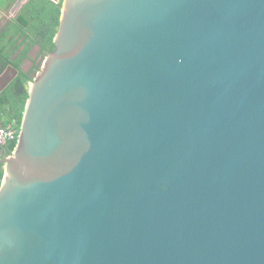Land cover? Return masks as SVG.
Masks as SVG:
<instances>
[{
	"label": "water",
	"instance_id": "water-1",
	"mask_svg": "<svg viewBox=\"0 0 264 264\" xmlns=\"http://www.w3.org/2000/svg\"><path fill=\"white\" fill-rule=\"evenodd\" d=\"M55 46L0 264H264V0H64Z\"/></svg>",
	"mask_w": 264,
	"mask_h": 264
},
{
	"label": "trees",
	"instance_id": "trees-1",
	"mask_svg": "<svg viewBox=\"0 0 264 264\" xmlns=\"http://www.w3.org/2000/svg\"><path fill=\"white\" fill-rule=\"evenodd\" d=\"M63 3L64 0H28L18 15L0 30V74L8 66L18 70V75L0 94V123L4 127L13 124L20 131L29 98V85L33 82L32 75L39 69L38 64L26 73L21 69V64L36 46L40 47L41 58L55 50ZM16 54L19 56L13 61ZM17 142L16 138L4 145L8 155L13 153ZM3 178L4 170L0 166V187Z\"/></svg>",
	"mask_w": 264,
	"mask_h": 264
},
{
	"label": "flooded vegetation",
	"instance_id": "flooded-vegetation-1",
	"mask_svg": "<svg viewBox=\"0 0 264 264\" xmlns=\"http://www.w3.org/2000/svg\"><path fill=\"white\" fill-rule=\"evenodd\" d=\"M28 0H16L14 1L13 5H11V9H10V15L15 18L18 13L20 12V10L23 8V6L27 3ZM24 4V5H23ZM12 18V19H13ZM24 48V46H22V49ZM39 53H40V47L39 46H36L35 48H33L29 54H28V57L26 59H24V61L22 62L21 64V69L26 72V73H29L31 71V68L33 66H36L38 65L39 63ZM20 54V52H19ZM19 54H16L14 56V60H16V58L19 56ZM49 56V55H48ZM47 57V56H46ZM29 64H32L31 65V68H29ZM6 70V69H5Z\"/></svg>",
	"mask_w": 264,
	"mask_h": 264
},
{
	"label": "built area",
	"instance_id": "built-area-1",
	"mask_svg": "<svg viewBox=\"0 0 264 264\" xmlns=\"http://www.w3.org/2000/svg\"><path fill=\"white\" fill-rule=\"evenodd\" d=\"M56 1V0H53ZM19 133L13 124H10L7 127H0V145L4 146L7 142L19 138Z\"/></svg>",
	"mask_w": 264,
	"mask_h": 264
},
{
	"label": "crops",
	"instance_id": "crops-1",
	"mask_svg": "<svg viewBox=\"0 0 264 264\" xmlns=\"http://www.w3.org/2000/svg\"><path fill=\"white\" fill-rule=\"evenodd\" d=\"M15 1V0H14ZM14 1L4 0L0 1V30L10 21L12 20V16L10 15L11 5H13ZM14 19V18H13ZM1 76V74H0Z\"/></svg>",
	"mask_w": 264,
	"mask_h": 264
},
{
	"label": "rangeland",
	"instance_id": "rangeland-1",
	"mask_svg": "<svg viewBox=\"0 0 264 264\" xmlns=\"http://www.w3.org/2000/svg\"><path fill=\"white\" fill-rule=\"evenodd\" d=\"M1 2L2 1H4V0H0ZM48 57V56H47ZM47 57H44V58H39L38 60H39V69H38V71L36 72V74H40V73H42V71H43V66H44V62H45V58H47ZM41 63H42V65H41ZM31 65L32 64H29V68H31Z\"/></svg>",
	"mask_w": 264,
	"mask_h": 264
}]
</instances>
